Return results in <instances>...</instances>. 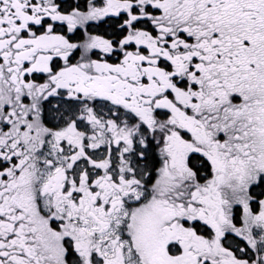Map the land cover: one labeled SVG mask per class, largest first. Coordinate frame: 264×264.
Segmentation results:
<instances>
[{
  "label": "snow or ice",
  "instance_id": "snow-or-ice-1",
  "mask_svg": "<svg viewBox=\"0 0 264 264\" xmlns=\"http://www.w3.org/2000/svg\"><path fill=\"white\" fill-rule=\"evenodd\" d=\"M0 264H264V0H0Z\"/></svg>",
  "mask_w": 264,
  "mask_h": 264
},
{
  "label": "flooded vegetation",
  "instance_id": "flooded-vegetation-1",
  "mask_svg": "<svg viewBox=\"0 0 264 264\" xmlns=\"http://www.w3.org/2000/svg\"><path fill=\"white\" fill-rule=\"evenodd\" d=\"M103 30H104V27L102 26V27L100 28V31L103 32Z\"/></svg>",
  "mask_w": 264,
  "mask_h": 264
}]
</instances>
